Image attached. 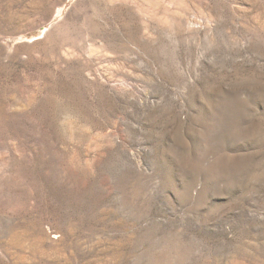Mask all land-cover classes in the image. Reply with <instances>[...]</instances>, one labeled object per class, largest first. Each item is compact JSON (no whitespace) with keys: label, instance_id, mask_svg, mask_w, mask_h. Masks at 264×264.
<instances>
[{"label":"rangeland","instance_id":"374dc122","mask_svg":"<svg viewBox=\"0 0 264 264\" xmlns=\"http://www.w3.org/2000/svg\"><path fill=\"white\" fill-rule=\"evenodd\" d=\"M0 264H264V0H0Z\"/></svg>","mask_w":264,"mask_h":264}]
</instances>
